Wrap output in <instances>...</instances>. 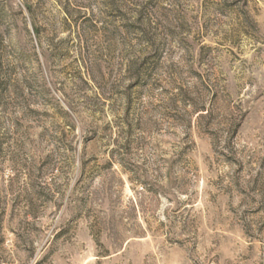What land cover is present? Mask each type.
Returning <instances> with one entry per match:
<instances>
[{"label": "rangeland", "instance_id": "obj_1", "mask_svg": "<svg viewBox=\"0 0 264 264\" xmlns=\"http://www.w3.org/2000/svg\"><path fill=\"white\" fill-rule=\"evenodd\" d=\"M0 264H264V0H0Z\"/></svg>", "mask_w": 264, "mask_h": 264}]
</instances>
